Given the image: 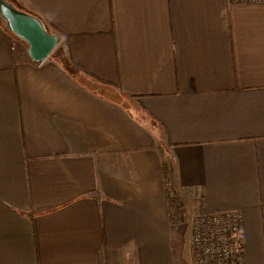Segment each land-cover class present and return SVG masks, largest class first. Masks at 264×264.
I'll use <instances>...</instances> for the list:
<instances>
[{"label":"crops","instance_id":"1","mask_svg":"<svg viewBox=\"0 0 264 264\" xmlns=\"http://www.w3.org/2000/svg\"><path fill=\"white\" fill-rule=\"evenodd\" d=\"M11 1L59 44L0 20V264H193L226 210L264 264V0Z\"/></svg>","mask_w":264,"mask_h":264},{"label":"built area","instance_id":"2","mask_svg":"<svg viewBox=\"0 0 264 264\" xmlns=\"http://www.w3.org/2000/svg\"><path fill=\"white\" fill-rule=\"evenodd\" d=\"M190 228L193 264H246L243 219L237 211L197 212Z\"/></svg>","mask_w":264,"mask_h":264},{"label":"water","instance_id":"3","mask_svg":"<svg viewBox=\"0 0 264 264\" xmlns=\"http://www.w3.org/2000/svg\"><path fill=\"white\" fill-rule=\"evenodd\" d=\"M0 20L26 46L34 63L45 61L59 44V35L50 31L39 16L20 8L11 0H0Z\"/></svg>","mask_w":264,"mask_h":264},{"label":"trees","instance_id":"4","mask_svg":"<svg viewBox=\"0 0 264 264\" xmlns=\"http://www.w3.org/2000/svg\"><path fill=\"white\" fill-rule=\"evenodd\" d=\"M47 23V22H46ZM60 50H61V48H60ZM56 51V50H55ZM54 51V52H55ZM58 54H60V52H58ZM53 55V54H52ZM67 56V55H66ZM66 56H64V55H58V59H60V60H62V61H64V59H66ZM68 65L70 66V67H75V66H78L77 65V63H75L73 60H72V58L70 57V56H68ZM165 175H166V177H167V175H168V170H166L165 169Z\"/></svg>","mask_w":264,"mask_h":264},{"label":"rangeland","instance_id":"5","mask_svg":"<svg viewBox=\"0 0 264 264\" xmlns=\"http://www.w3.org/2000/svg\"><path fill=\"white\" fill-rule=\"evenodd\" d=\"M190 231L188 230L187 234H186V237L190 239ZM187 255V259L188 261H190V258H189V254H186Z\"/></svg>","mask_w":264,"mask_h":264}]
</instances>
